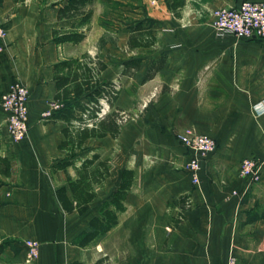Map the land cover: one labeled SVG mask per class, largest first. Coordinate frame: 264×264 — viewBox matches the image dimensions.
I'll return each instance as SVG.
<instances>
[{
    "label": "crops",
    "instance_id": "1",
    "mask_svg": "<svg viewBox=\"0 0 264 264\" xmlns=\"http://www.w3.org/2000/svg\"><path fill=\"white\" fill-rule=\"evenodd\" d=\"M125 1L134 21L119 30L121 43L94 57L106 66L102 81L119 89L102 118L119 111L127 120L117 136L88 139L70 159L61 149L67 123L44 114L60 109L54 66L80 58L67 51L88 33L81 44L53 42L54 29L71 26L58 20L65 0H0V99L15 81L26 85L31 129L12 143L0 106V264H264V38L220 37L212 21L218 8L264 0H184L180 10L174 0ZM137 22L151 32L139 47ZM187 128L217 142L199 185L186 170L191 150L178 139ZM93 154L108 161L110 175L85 214L68 213L57 190L67 187L73 199L68 176ZM250 158L262 163L259 183L240 175ZM68 160L74 166L54 168ZM125 170L133 180L118 223L90 239L91 221L115 211ZM28 240L42 246L32 262Z\"/></svg>",
    "mask_w": 264,
    "mask_h": 264
},
{
    "label": "trees",
    "instance_id": "2",
    "mask_svg": "<svg viewBox=\"0 0 264 264\" xmlns=\"http://www.w3.org/2000/svg\"><path fill=\"white\" fill-rule=\"evenodd\" d=\"M66 4L58 10V20L69 21L70 27H62L53 30V42L56 44H81L86 38V31L83 29L89 25L93 15L91 9H87L94 0H65ZM184 0H174L173 8L182 9ZM79 20L78 23L76 21ZM135 32L132 44L135 47L142 45V38L150 36L149 31L142 28V23H135ZM151 44L150 41L146 43ZM106 68L105 64L97 58H91L84 54L82 58L68 59L58 62L55 66V80L57 82L56 103L60 109L51 113L48 117L50 121H62L67 123L63 130L66 140L61 145V149H66L70 153V159H75L79 155L77 151L84 150V144L88 139L103 137L105 134L117 136L120 132L122 118L120 112L116 111L107 118L100 117L102 110L101 99L107 98L113 102L118 94L116 85L103 82L101 72ZM74 166V161L58 163L54 168L66 169ZM110 175L108 161H103L100 155L93 154L91 158H86L77 168V177L68 176V184L71 189L73 199L67 193V187L57 190V197L64 210L68 213L78 212L85 214L96 198V185H102ZM133 180V172L125 170L122 174V185L113 195L111 204L115 211L105 210L102 218H94L91 226L95 232L89 238L108 232L118 223L117 212L123 211V201L126 192ZM109 204H106L108 207ZM4 245L0 246L2 252Z\"/></svg>",
    "mask_w": 264,
    "mask_h": 264
},
{
    "label": "built area",
    "instance_id": "3",
    "mask_svg": "<svg viewBox=\"0 0 264 264\" xmlns=\"http://www.w3.org/2000/svg\"><path fill=\"white\" fill-rule=\"evenodd\" d=\"M213 19V27L220 37L233 35L264 38V2L244 1L238 7H221L213 12ZM3 27L0 23V37L6 33ZM0 51H2L1 46ZM29 97L30 91L21 81H15L6 94L1 96L0 106L7 115L8 133L12 143L17 144L25 140L30 130ZM105 105L109 108L107 103ZM59 108L60 105L56 107V109ZM105 114L106 109L103 108L99 116L102 117ZM44 115L48 117L51 113ZM178 139L191 150L192 157L186 164V170L191 175L193 183L199 185L202 160L216 152L217 142L208 135L196 132L193 128H187L178 136ZM240 175L259 183L262 178V163L251 158L243 160L240 165ZM26 245L29 249V261H35L40 255L41 244L36 240H28ZM228 264H238L237 259L230 258Z\"/></svg>",
    "mask_w": 264,
    "mask_h": 264
},
{
    "label": "rangeland",
    "instance_id": "4",
    "mask_svg": "<svg viewBox=\"0 0 264 264\" xmlns=\"http://www.w3.org/2000/svg\"><path fill=\"white\" fill-rule=\"evenodd\" d=\"M125 2V0H94V2L87 7L88 10L91 9L93 11L94 16H92L90 24L83 28L86 31V34L88 33L87 40L82 44V46L70 47L67 51L68 54L79 55L81 56L80 58H82L85 52V54L89 55L91 58L96 59L97 56L94 57V55L98 51L110 44L121 43L119 40V30L124 26L129 25L130 22L134 21L135 19L133 13L129 10H126ZM2 19L4 22L0 20V23L2 26H4V23H7V21L4 18ZM3 28L5 29V26ZM6 35L7 33H5V35L0 38L3 39L6 37ZM116 50L117 52L121 51L119 48ZM104 101H106V103L109 101L105 97L101 99L102 109L104 108L106 109V112H108L109 108H107V105H105L106 103ZM58 106L59 104H53L54 109ZM120 116L122 118L121 124H123L127 120V116L123 113H120Z\"/></svg>",
    "mask_w": 264,
    "mask_h": 264
}]
</instances>
